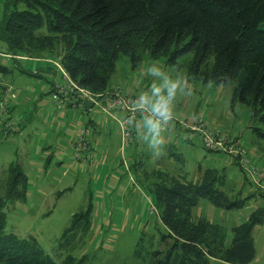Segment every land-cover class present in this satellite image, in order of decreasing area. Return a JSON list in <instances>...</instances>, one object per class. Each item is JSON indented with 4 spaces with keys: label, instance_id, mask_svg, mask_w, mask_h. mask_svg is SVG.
I'll return each instance as SVG.
<instances>
[{
    "label": "trees",
    "instance_id": "trees-1",
    "mask_svg": "<svg viewBox=\"0 0 264 264\" xmlns=\"http://www.w3.org/2000/svg\"><path fill=\"white\" fill-rule=\"evenodd\" d=\"M18 4L25 9L19 11ZM0 42L4 45L0 56H9L4 58L11 60V67L22 75L42 78L53 73L48 67L32 73L23 64L52 57L59 79L49 81L50 97L56 84H70L74 90L64 107L72 105L84 115L100 111L90 103V97L100 101L115 89L125 94L119 87L109 89L120 56L135 69L145 54L176 68L181 67L183 57L190 55L185 63L187 77L204 85H231L232 104L238 102L251 109L253 123L259 124L250 128L251 134L264 142V0H12L0 21ZM9 71L0 65V73ZM80 104L82 109L78 108ZM87 104L93 107L91 112H87ZM130 132L133 140L135 130L130 128ZM174 158L183 161L181 155ZM199 173L196 182L154 173L149 192L165 234L160 237L159 250L146 251L137 245L133 256L138 262L209 264L217 260L250 264L254 260L252 234L264 224V205L231 229L228 246L222 227L204 218L195 222L192 212L201 200L226 211H239L252 197L264 200V193L254 190L246 197L242 193L230 197L221 190L226 182L222 172L206 169ZM141 174L148 176L144 171ZM3 185L0 264H79L72 257L56 263L34 238L5 233V206L25 200L27 177L17 164H10ZM91 211L88 202L87 208L72 216L62 238L75 239L79 225L87 229Z\"/></svg>",
    "mask_w": 264,
    "mask_h": 264
},
{
    "label": "rangeland",
    "instance_id": "rangeland-1",
    "mask_svg": "<svg viewBox=\"0 0 264 264\" xmlns=\"http://www.w3.org/2000/svg\"><path fill=\"white\" fill-rule=\"evenodd\" d=\"M10 1L0 0V21ZM17 9L22 11L25 6L18 4ZM3 51L4 45L0 42V53ZM189 59L190 55L180 60L181 67L177 69L182 75L187 76L185 63ZM151 61L145 54L141 64L133 69L129 60L120 56L109 81V89L119 87L126 95L136 97L141 87L148 83V78L142 77V73ZM156 61L168 66L164 59ZM33 63L34 60L23 62L29 66ZM55 63L52 57L39 61V66L51 68L54 72L34 78L18 73L11 67V60L0 56V65L10 70L3 76V80L9 83L7 87L16 92L18 99L30 100L24 114L20 113L16 119L4 116L7 109L0 113V195H4L3 177L8 166L17 164L28 177L29 190L24 201L6 204L5 233L21 239L34 238L56 263L72 257L79 264H146L134 259L137 245L146 251L159 250L162 248L160 237L165 234L154 209V198L149 192L155 182V172L183 176L190 182H196L200 170L216 169L226 176L221 190L230 197L240 191L242 197L252 195L255 189L241 172L239 158L206 151L200 133L191 129L219 132L238 141L249 164L264 180V142L255 139L250 129L259 124L253 123L249 107L238 102L232 104L231 85H204L189 79L191 94L182 96L177 103L176 116L167 133L166 155L155 159L137 135L131 145L126 143L123 146L120 127L115 121L106 119L104 133L92 140L94 130L86 127L84 116L74 111L65 117L61 111H56L49 94V81L59 75L54 68ZM15 98L7 96V105L10 101L14 103ZM96 113L94 110L91 117ZM118 116L120 119L123 117ZM59 126L64 129H58ZM83 128L89 130V135L88 150L82 152L87 155L81 158L75 134ZM49 154L55 157L50 167L45 163ZM174 154L181 155L183 161L174 158ZM78 155L81 159L76 157ZM32 168L35 171H30ZM142 171L148 175L147 178L143 177ZM36 173L40 182L32 184ZM42 180L46 187H40ZM88 202L92 210L88 228L84 230L79 225L74 231L75 239L62 238L70 227L72 216L87 208ZM263 205V198L252 197L243 209L226 211L201 200L193 209L192 218L195 222L204 218L222 227L226 234L225 245L228 246L231 229L245 222ZM252 237L255 258L250 264H264V224L253 230ZM213 261L209 264L223 263Z\"/></svg>",
    "mask_w": 264,
    "mask_h": 264
},
{
    "label": "clouds",
    "instance_id": "clouds-1",
    "mask_svg": "<svg viewBox=\"0 0 264 264\" xmlns=\"http://www.w3.org/2000/svg\"><path fill=\"white\" fill-rule=\"evenodd\" d=\"M142 77H147L148 83L141 87L131 108L140 119L129 118L127 123L152 157L160 159L166 155L167 133L176 116L177 103L182 96L191 94L189 78L175 66L156 60L145 67Z\"/></svg>",
    "mask_w": 264,
    "mask_h": 264
},
{
    "label": "built area",
    "instance_id": "built-area-1",
    "mask_svg": "<svg viewBox=\"0 0 264 264\" xmlns=\"http://www.w3.org/2000/svg\"><path fill=\"white\" fill-rule=\"evenodd\" d=\"M2 56V54L0 53ZM9 57V56H4ZM73 87L69 84L67 86L56 84L53 89V93L51 95L52 100L55 103L56 109L60 110L64 107V104L67 102L68 95L73 91ZM81 92V96L87 98V94L83 91ZM5 95L10 97L11 99L15 98V94L11 91L10 88L6 89ZM136 97H131L123 94L119 89H115V91L111 92L110 94L106 95L102 98V100L97 101L94 98H89L93 107L98 108L103 114L105 115H113L114 113H119L123 117L118 120V124L120 127V134L122 139L125 142L130 143L132 141L130 127L127 123L129 118H135L137 121L140 119V115L138 113H133L131 111L133 102ZM7 106V101H3L0 103L1 111L0 113H4L5 107ZM87 112H91L93 107H90V104H87ZM79 109L83 108V105H78ZM11 128L12 125H9ZM194 132L200 133V139L203 145V148L208 152L213 153H221L228 156H233L239 158V164L241 165L242 171L247 177L248 181L253 185V188L256 191L264 193V180L262 179L261 175L258 174L257 171L254 170L253 166H251L246 159L245 152H242V149L239 146V142L235 141L233 138H228L219 132L213 133L209 130L204 129H191ZM89 135V130L87 128L80 129L75 134V141L77 142V146L79 147V155L81 158L86 156V152L88 150L87 146V138ZM194 136V135H193ZM76 156L79 159L80 156ZM75 157V158H76ZM90 158V157H89ZM87 158V159H89Z\"/></svg>",
    "mask_w": 264,
    "mask_h": 264
},
{
    "label": "crops",
    "instance_id": "crops-1",
    "mask_svg": "<svg viewBox=\"0 0 264 264\" xmlns=\"http://www.w3.org/2000/svg\"><path fill=\"white\" fill-rule=\"evenodd\" d=\"M39 61H34L33 64H31L30 66L28 64H25L24 67L27 68L29 71H31L32 73H36L42 69H45V67L43 66H39L38 65ZM7 73H0V100L3 99V101L5 100V98L7 96H5L4 94V89L9 86V83H7L6 81L3 80V76H5ZM59 79V76L55 78V81H57ZM11 88V87H10ZM14 92V90H12ZM16 94V92H14ZM15 100H13L14 103H12V101H10V103L8 104L7 106V111H6V117L10 118V119H16L17 116L20 115V113H23L24 114V109L27 107L28 103H29V99L27 98H23L21 97L20 99H18L17 95L15 96ZM2 101V102H3ZM37 108V106H35ZM56 111H61V113L65 114V117L68 116V114L70 115L69 112H78L79 115L81 114L82 116H84L86 118V122L90 121V127H92V129L94 130V136H92V140L94 139H97V137L99 135H102L104 132V127H105V120L107 119V121H115L116 124L118 123V120H119V116H109V115H104L103 113H100V111H96L97 113L92 115L94 117H91V115H84L83 113H81L80 111H78L76 108H74V106L72 105H68L65 107H63V110H56ZM94 112V111H93ZM8 115V116H7ZM83 117V118H84ZM84 118V119H85ZM119 125V124H118ZM0 126H1V123H0ZM3 127V125H2ZM1 128V127H0ZM58 129H64V127L62 126H59ZM120 133V132H119ZM189 136H193L192 134L186 132ZM96 134V135H95ZM96 136V137H95ZM121 136V135H120ZM99 138V137H98ZM122 138V137H121ZM134 138H136V132H135V135H134ZM73 140V139H72ZM188 141V139H187ZM73 142V141H72ZM122 145L125 146L126 143L125 141L122 139ZM131 145V143H130ZM63 151V150H62ZM64 155V154H63ZM57 156L60 158V156H62V152H61V155L59 156V154H57ZM64 156H68L67 154L64 155ZM69 157V156H68ZM250 158V157H249ZM42 160V158H40ZM55 157L53 158L52 155L49 154V157L48 159H45V163L46 165H48L49 167L51 166V161L54 160ZM40 160V161H41ZM61 160V159H60ZM63 160V159H62ZM253 161V160H252ZM235 162V161H234ZM41 163V162H40ZM39 162L37 163L36 166H34V168H36L38 166ZM34 168H32V170L30 171H35L33 170ZM200 177V174H198V177L197 179H195L196 181L198 180V178ZM27 181H28V177H27ZM37 182H40V178H39V174L36 173V175L32 178V184L34 183H37ZM40 187H46V183L42 180L41 181V184H40ZM27 190H29L27 188ZM241 193V191L239 192ZM254 241V239H253ZM255 248V247H254ZM213 262H217V260L213 261ZM219 262V261H218ZM224 264V263H222Z\"/></svg>",
    "mask_w": 264,
    "mask_h": 264
}]
</instances>
